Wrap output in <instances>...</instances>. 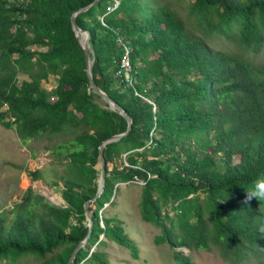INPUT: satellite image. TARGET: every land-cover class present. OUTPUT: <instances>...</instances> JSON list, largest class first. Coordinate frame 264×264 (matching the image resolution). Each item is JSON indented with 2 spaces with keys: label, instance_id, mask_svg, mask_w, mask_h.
<instances>
[{
  "label": "trees",
  "instance_id": "obj_1",
  "mask_svg": "<svg viewBox=\"0 0 264 264\" xmlns=\"http://www.w3.org/2000/svg\"><path fill=\"white\" fill-rule=\"evenodd\" d=\"M92 1L0 0V125L22 142L70 136L54 145L68 167L66 206L28 187L0 207V257L32 253L39 264H66L88 232L84 203L97 190L98 146L126 130L118 111L95 101L72 29L73 11ZM76 23L89 32L95 84L132 119L130 132L104 147L88 241L103 242L102 233L137 257L120 221L100 210L114 203L116 182L141 180L140 217L159 228L154 242L170 246L178 264H193L186 249L264 264V201L244 203L264 180V63L251 55L264 47V0H100ZM213 36L232 48H213ZM49 74L58 75L53 101L41 86ZM88 247L71 264H83ZM87 259L107 264L100 251Z\"/></svg>",
  "mask_w": 264,
  "mask_h": 264
},
{
  "label": "rangeland",
  "instance_id": "obj_2",
  "mask_svg": "<svg viewBox=\"0 0 264 264\" xmlns=\"http://www.w3.org/2000/svg\"><path fill=\"white\" fill-rule=\"evenodd\" d=\"M182 5L185 6V1ZM184 8L181 9L182 14L185 12ZM211 39L212 41L209 42L213 48L220 50L232 48L219 36H213ZM251 55L257 62L264 63V47ZM18 78L21 80L26 76L19 74ZM95 101L102 107H106L101 97H95ZM67 138L70 136L41 134L27 142H22L13 129L0 125V207L4 205L10 207L14 201H19L28 187L44 195L47 201L56 203L47 197L45 190L51 189L62 196V177L68 175V167L64 153L55 152L54 145ZM98 165L99 161L95 167ZM32 172L38 174V180H33ZM142 184L141 180L116 182L110 199V201L114 200V203L108 202L100 210L102 217H112L120 221L123 232L137 245V257H133L125 246L100 233L98 241L103 240V242L91 244L88 241L85 244L89 247L88 255L84 260L90 256L91 252L100 251L105 253L107 264H178L173 258L170 246L166 243L154 242V237L160 233L159 228L150 222L143 221L140 217L139 202ZM90 206L92 209L95 208L93 203ZM72 222H75V219L72 218ZM101 224L103 225L102 222ZM185 252L191 256L193 264H229L214 249L211 251L185 250ZM41 260L42 258L35 254L25 253L16 258L0 257V264H39ZM83 261L80 263L94 264L91 259ZM240 264L255 263L252 259H248Z\"/></svg>",
  "mask_w": 264,
  "mask_h": 264
},
{
  "label": "water",
  "instance_id": "obj_3",
  "mask_svg": "<svg viewBox=\"0 0 264 264\" xmlns=\"http://www.w3.org/2000/svg\"><path fill=\"white\" fill-rule=\"evenodd\" d=\"M100 0H93L91 3L84 5L78 9H76L75 11H73V13L71 14V24H72V29L74 31L75 37L78 41V43L80 44L81 48L83 49V53H84V58H85V70H86V74L89 80V88L90 90L100 96L105 102H107L108 107L111 110H116L118 111L126 120L127 123V127L126 130L120 133H115L113 135H111L110 137H108L107 139L103 140L101 142V144L98 146V161H99V165L96 168L97 171V175H98V179H97V190L96 193L94 194V196H92L90 199H88L85 203H84V214L86 217V224L88 225V232L85 236V238L80 241L71 251L69 258L66 262V264H71L75 257L77 252L79 251L80 248H82L89 240V236H90V232L92 229V210L89 208V203H93L96 201V199L100 196V194L103 191L104 188V184H105V159H104V147L107 143L113 142V141H118L119 139H121L122 137L126 136L130 130H131V125H132V119L131 117L124 111V109L117 104L114 100L111 99V97L109 95H107L104 91H102L94 82L93 78H92V72H91V68H92V63H93V50L91 48L90 42H89V32L87 30H83L81 29L77 23H76V16L78 13L83 12L88 10L90 7H92L93 5L97 4ZM83 37V39H81V37ZM62 199V203H54L52 201H50L51 203L60 206H66L65 200L63 199V197L61 196ZM88 220V221H87ZM187 250V249H186Z\"/></svg>",
  "mask_w": 264,
  "mask_h": 264
},
{
  "label": "built area",
  "instance_id": "obj_4",
  "mask_svg": "<svg viewBox=\"0 0 264 264\" xmlns=\"http://www.w3.org/2000/svg\"><path fill=\"white\" fill-rule=\"evenodd\" d=\"M10 1L15 2L17 4H24L28 2V0H10ZM117 5H118V1L110 3L109 6L107 7V11L109 12L114 10L117 7ZM121 67L124 69L125 72L130 69L128 51H125L124 55L121 58ZM57 79H58L57 74H49L46 79H43L41 81L42 88H44L47 92L51 93V96L49 98L50 101H53V99L55 98V95H53L52 92L54 91L57 85Z\"/></svg>",
  "mask_w": 264,
  "mask_h": 264
},
{
  "label": "clouds",
  "instance_id": "obj_5",
  "mask_svg": "<svg viewBox=\"0 0 264 264\" xmlns=\"http://www.w3.org/2000/svg\"><path fill=\"white\" fill-rule=\"evenodd\" d=\"M256 199L259 201H264V180H258L255 182L254 186L246 191V197L244 203Z\"/></svg>",
  "mask_w": 264,
  "mask_h": 264
},
{
  "label": "bare ground",
  "instance_id": "obj_6",
  "mask_svg": "<svg viewBox=\"0 0 264 264\" xmlns=\"http://www.w3.org/2000/svg\"><path fill=\"white\" fill-rule=\"evenodd\" d=\"M84 36L81 37V39H83ZM46 192V195L47 197L50 199V200H53L55 201L56 203H62V199H61V196L54 193L51 189H46L45 190Z\"/></svg>",
  "mask_w": 264,
  "mask_h": 264
}]
</instances>
